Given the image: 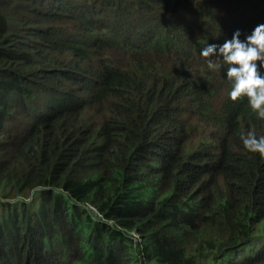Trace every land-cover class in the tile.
<instances>
[{
  "label": "trees",
  "instance_id": "obj_1",
  "mask_svg": "<svg viewBox=\"0 0 264 264\" xmlns=\"http://www.w3.org/2000/svg\"><path fill=\"white\" fill-rule=\"evenodd\" d=\"M260 23L264 0H0V264H264V119L200 56Z\"/></svg>",
  "mask_w": 264,
  "mask_h": 264
},
{
  "label": "clouds",
  "instance_id": "obj_2",
  "mask_svg": "<svg viewBox=\"0 0 264 264\" xmlns=\"http://www.w3.org/2000/svg\"><path fill=\"white\" fill-rule=\"evenodd\" d=\"M240 37V29H236L223 43H207L200 49V56L207 58L209 68L226 64V78L231 83L229 99L246 98L250 109L264 119V23L257 24L243 39ZM241 139L248 151L264 157V135L257 136L249 129Z\"/></svg>",
  "mask_w": 264,
  "mask_h": 264
}]
</instances>
